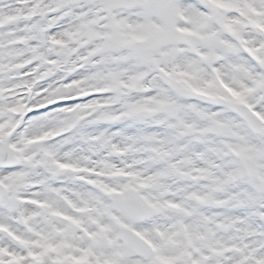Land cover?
Instances as JSON below:
<instances>
[{
    "label": "snow or ice",
    "instance_id": "1",
    "mask_svg": "<svg viewBox=\"0 0 264 264\" xmlns=\"http://www.w3.org/2000/svg\"><path fill=\"white\" fill-rule=\"evenodd\" d=\"M0 264H264V0H0Z\"/></svg>",
    "mask_w": 264,
    "mask_h": 264
}]
</instances>
